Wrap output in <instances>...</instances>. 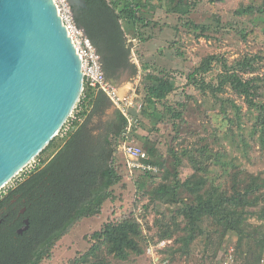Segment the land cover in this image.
Masks as SVG:
<instances>
[{
    "label": "rangeland",
    "instance_id": "obj_1",
    "mask_svg": "<svg viewBox=\"0 0 264 264\" xmlns=\"http://www.w3.org/2000/svg\"><path fill=\"white\" fill-rule=\"evenodd\" d=\"M140 2L149 4L141 14L151 26L121 21L131 65L136 68L125 71L117 87L121 94L137 97L136 105H143L149 77L156 80L162 73L174 80L176 91L166 102L155 107L145 103L146 111L141 113L138 107L132 110L139 125L131 141L145 151H153L151 158L158 172L142 186L144 175L130 171L128 159L118 147L114 164L122 181L111 188V198L99 215L70 227L40 264H85L87 259L95 260L91 254L95 245L92 236L107 224L129 217L140 225L143 254H131L122 260L97 252L106 264H255L251 251L260 252L257 264H264V245L258 247L247 241L241 244L239 236L224 235L209 217L190 224L183 204L195 202L183 185L198 175L205 182L201 193L215 189L241 194L253 203L254 208L248 210L249 223L264 232V221L254 216L264 208V187L259 193L254 184L256 178L260 185L264 181V120L260 110L264 107V0ZM213 56L217 60L207 74L191 77ZM252 59L256 60L252 70H238V64ZM234 71L258 88L255 106L230 85L219 92L207 89L211 85L216 90L223 77ZM114 109L106 120L112 119ZM178 114L180 119L175 117ZM72 121L60 134L59 142ZM54 151H47L41 159H49ZM39 164L40 160H35L3 188L0 202ZM178 183L177 203L154 198L152 192L160 185ZM257 199L260 206L255 204ZM168 231H174V236L163 237Z\"/></svg>",
    "mask_w": 264,
    "mask_h": 264
},
{
    "label": "trees",
    "instance_id": "obj_2",
    "mask_svg": "<svg viewBox=\"0 0 264 264\" xmlns=\"http://www.w3.org/2000/svg\"><path fill=\"white\" fill-rule=\"evenodd\" d=\"M85 1L88 8L79 15L76 23L84 29L98 50L107 80L117 84L125 71L136 68L131 65V52L124 39L121 21L149 28L150 20L141 14V10L149 4L146 2L142 5L140 0ZM142 39L146 40L143 36ZM216 60L215 56L208 58L191 77L200 73L207 74L212 68V62ZM254 63L255 59L240 63L238 70H252ZM226 68L228 69L227 66ZM159 75L156 80L149 77L150 83L145 86L147 107L166 102L176 91L172 78L162 73ZM251 83L252 81L245 82L234 71L223 77L216 90L211 85L207 89L219 92L224 86L230 85L251 106H255V91L258 88ZM145 103L141 112L146 111ZM113 107L106 94L85 88L77 106L80 109L77 119L81 121H72L71 129L59 142L64 127L59 136L36 158L40 160L38 168L24 181L19 182L0 202V264H40L77 221L101 213L103 204L111 198V188L122 181L114 161L118 147L124 141L128 122L117 109H114L112 119L106 120ZM260 110L264 120V107ZM175 117L180 119L181 114ZM51 149L55 150L53 155L42 160L41 157ZM145 152L150 158L148 163L156 166L157 163L151 158L153 151L147 148ZM142 175V186L154 176ZM202 179L193 175L183 185L196 198L194 203H183L189 223L195 225L209 217L223 229L224 235L235 233L240 237L241 244L247 241L255 242L258 247L263 246L264 232L249 223L248 210L254 208L253 203L241 194L231 195L215 189L201 193L205 186ZM258 182L260 183V179L256 178L254 184L256 191L260 193L264 181L261 185ZM179 185L178 183L170 187L163 184L152 194L160 201L174 200L177 203L175 198L180 189ZM257 201L258 199L255 201L256 206H260ZM6 207L9 211L3 212ZM22 209H26L25 218L30 225L23 235H19L18 230L21 229L23 219L19 218V214ZM9 213L11 215L7 216ZM254 216L264 221V208H260ZM176 230L180 231V226L177 225ZM173 233L174 231H168L163 237H173ZM141 238L140 225L130 217L109 223L101 232L92 236L95 245L91 254L95 260L87 259L85 264H106L104 258L97 256L99 251L122 260L128 259L131 254L142 255ZM258 253L260 254L251 251L255 264L259 261Z\"/></svg>",
    "mask_w": 264,
    "mask_h": 264
},
{
    "label": "water",
    "instance_id": "obj_3",
    "mask_svg": "<svg viewBox=\"0 0 264 264\" xmlns=\"http://www.w3.org/2000/svg\"><path fill=\"white\" fill-rule=\"evenodd\" d=\"M67 1L75 21L88 8ZM83 92L82 59L54 0H0V191L59 136Z\"/></svg>",
    "mask_w": 264,
    "mask_h": 264
},
{
    "label": "built area",
    "instance_id": "obj_4",
    "mask_svg": "<svg viewBox=\"0 0 264 264\" xmlns=\"http://www.w3.org/2000/svg\"><path fill=\"white\" fill-rule=\"evenodd\" d=\"M54 2L64 26L68 29L72 42L75 48H77V54H80L82 59L84 91L85 88H89L96 90L97 92H103L110 99L113 106L127 119L128 126L124 134V141L119 146V151L128 159L130 171L137 174L155 175V173L158 172V169L153 164L148 163L150 159L148 154L140 146L131 141V136L134 135L135 129L139 125V119L135 117L132 110L138 107V112L141 113L143 105H136L135 102L137 97H132L128 94H121L119 88L107 80L103 72L101 57L98 50L93 45L84 29L77 25L74 20L73 10L68 1L54 0ZM79 113L80 109L76 108L71 118L74 119V121H81L80 119H77Z\"/></svg>",
    "mask_w": 264,
    "mask_h": 264
},
{
    "label": "flooded vegetation",
    "instance_id": "obj_5",
    "mask_svg": "<svg viewBox=\"0 0 264 264\" xmlns=\"http://www.w3.org/2000/svg\"><path fill=\"white\" fill-rule=\"evenodd\" d=\"M4 210H5V211H3V212H8V211H9L7 207H6ZM10 215H11L10 213L7 214V216H10ZM25 215H26V209H22V210L20 211V214H19V218H23V219L21 220V222H22V226H21V229H20V230H23V229L26 228L25 221H26L27 219L25 218ZM0 224H1V223H0ZM20 230H18V234H19V231H20ZM26 231H27V230H26ZM26 231L24 230L23 234H24ZM23 234H19V235H23Z\"/></svg>",
    "mask_w": 264,
    "mask_h": 264
},
{
    "label": "crops",
    "instance_id": "obj_6",
    "mask_svg": "<svg viewBox=\"0 0 264 264\" xmlns=\"http://www.w3.org/2000/svg\"><path fill=\"white\" fill-rule=\"evenodd\" d=\"M120 89V88H119ZM116 109V108H115Z\"/></svg>",
    "mask_w": 264,
    "mask_h": 264
}]
</instances>
